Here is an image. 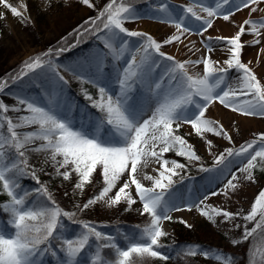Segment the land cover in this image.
<instances>
[{"label": "snow or ice", "instance_id": "6c2138e0", "mask_svg": "<svg viewBox=\"0 0 264 264\" xmlns=\"http://www.w3.org/2000/svg\"><path fill=\"white\" fill-rule=\"evenodd\" d=\"M77 2L90 10L97 8L93 0ZM143 2L146 8L141 10L136 6L137 0H110L97 16L89 17L74 30L75 43L47 49L25 62L18 72L0 78V194L9 197L8 201H0V212L7 214V227H0V264H45L46 258L54 264H145L149 258L167 261L170 257L159 250L164 247L161 238L168 235L163 222L173 220L172 212L193 208L213 222L217 216L223 218L221 223L242 219L245 223H234L230 229L241 232L231 239L234 246L247 242L251 250V238L258 231L264 233V189L259 190L247 213L242 209L209 211L205 204L211 197H228L229 191L235 194L243 181L255 184L256 172H264V132L236 147L223 125L206 115L218 102L241 116L264 118V72L258 76L249 66L251 62L241 59L246 43L242 37L253 35L257 37L253 43L260 44L264 17L246 18L230 38L205 37L201 43L206 52L196 59L178 60L162 50L166 45L183 43L182 37H203L213 27L215 18L230 22L232 16L245 9L250 16L258 9L264 12V8H259L264 0H195L198 8L173 7L170 0ZM0 5L21 22L30 19V14L25 15L27 4L18 8L9 0H0ZM2 18L5 17L0 14ZM143 18L168 24L175 32L157 41L148 33L125 26ZM85 34L94 36L102 47L74 65H61L59 56L76 47ZM131 38H139V42L134 45ZM212 40L219 41L227 52L224 66H214L219 62L211 57ZM186 49L193 55L200 51L194 43L192 47L186 45ZM200 65L203 75L189 71ZM61 68L81 84L97 89L98 98L86 89L83 91L96 114H82L79 121L73 119L77 105L64 95L68 81ZM25 78L41 89L39 96L7 91ZM5 96L13 104L6 103ZM10 112L24 114L14 121L8 115ZM24 128L33 130L19 131ZM181 128H190L188 135L205 143L210 154L217 137L228 145H215L219 154L215 155L212 167L200 165L199 171L206 174V188L211 191L190 203L177 196L173 182V176L186 170L187 165L165 158V154L175 152L189 162L200 161L193 145L178 134ZM206 133L211 134L210 138ZM37 141L43 143L29 147ZM29 151L50 152L55 174L72 183L76 190L82 192L86 185L93 184L94 178L102 181L99 192L82 206L77 205L78 211L104 201L116 189L106 201L108 207L123 201L128 206L125 210H130L139 200L141 215L147 214L149 223L135 235L125 234L126 243L121 246L114 236L102 233L95 224L78 222L77 212L62 209L48 187L41 184L35 166L28 163ZM150 161L159 167L155 169L157 176L143 175L144 180L152 183L147 187L138 178V171ZM239 174L243 175L242 180ZM25 177L41 184L35 191L44 198L43 203H28L29 193L20 184ZM133 186L138 200L133 197ZM179 222L191 227L183 219ZM69 223H79L82 231L65 235ZM201 252L205 258L234 264L233 257L219 252L210 256L208 251L189 249L185 254L194 257ZM249 264L257 262L250 257Z\"/></svg>", "mask_w": 264, "mask_h": 264}, {"label": "rangeland", "instance_id": "374dc122", "mask_svg": "<svg viewBox=\"0 0 264 264\" xmlns=\"http://www.w3.org/2000/svg\"><path fill=\"white\" fill-rule=\"evenodd\" d=\"M9 2L18 8H20L22 4H27L28 10L25 12V15L28 16L30 14V19L21 22L20 19L14 17L8 9H5L2 5H0V14H3L5 17L0 19V78H7L10 74L18 72L25 62L37 55L43 54L47 49H56L54 45L64 40L68 35L72 33L74 34V30L78 29L79 26L84 25V22L88 20L89 17L97 16L98 10L110 2V0H93L97 6L95 10H90L85 6H81L77 0H68L67 4L64 3V0H9ZM170 3L173 7H186L188 5H193L194 7L198 6L195 4V0H170ZM136 6L141 10L146 8L143 0H137ZM259 8H264V3L259 5ZM261 17H264V12H260L259 9L257 13H254L251 16L249 15L248 10L245 9L231 17L229 22L231 31L228 30L229 34L227 35L213 34L209 32V29L208 32L204 33L203 37L200 35L182 37L183 43L166 45L162 50L175 56L178 60L183 61L188 58L196 59L200 56L190 55L189 53L188 56L184 57L182 54V49H184L189 43L195 42L196 45H198L197 48L200 50L204 49V51H206L201 43L205 37L222 36L230 38L237 33L243 20L246 18L260 19ZM215 19L213 25L216 22ZM125 26L130 30L148 33L157 41H163L175 32V29L172 26L148 18L126 23ZM246 31H248V29H246ZM85 38H90V40L81 43L82 38H80L79 44L81 43V46L78 44L76 47H72L70 51H66L61 54L58 58V62L61 65H74L82 58L98 51L99 48L102 47L100 41H98L94 36L89 35L87 37L85 35ZM255 39H257V37L250 34L242 37V42L246 43L242 51L241 59L244 63H248V59L253 56L256 57V61L259 59V61H261L262 71L258 69L259 66H256L254 62L249 64V66L252 67L259 76L261 72H264V55L255 53L258 47L264 46V36L259 37L260 44H254L253 42ZM76 40L77 37L75 41ZM131 40L134 45L139 42V38H131ZM75 41L70 45L75 43ZM211 44L214 48V52L211 54V57L213 54L217 57L220 56L219 59L215 60L219 62V64H214V66H224V61L228 58L226 50L223 49V45L219 41L212 40ZM60 71L61 73H66V76L65 74L64 76L68 81V84L64 87V95L69 101L77 105L72 114L73 119L79 121L82 114H96V110L89 107L90 101L84 98L83 91L86 89L87 92L94 98H98L97 89L90 84H81V82L74 78L70 73L64 72L63 68H61ZM189 71L199 73L201 75L204 74L203 65L190 68ZM7 91L13 93L21 92L25 95L31 94L32 96H39L41 93V89L32 86L31 82L28 81L27 78H25V81L21 83L13 84ZM4 100L10 105L13 104V100L8 99L6 96L4 97ZM23 114L24 113L22 112L8 113L14 121L18 116ZM207 116L208 118L218 120L219 123L223 125L225 130L232 136L234 141L233 146L236 147H238L242 142L253 139L254 134L258 135L259 133L264 132V118L241 116L238 113H233L230 110L225 109L223 106H220L218 102L210 107ZM31 130L33 129L24 128L19 131L26 132ZM189 131H191L190 128H181L178 134L183 136L190 144L193 145L197 155L201 158L200 161L189 162L185 158L178 157L175 152L165 154V158L176 159L187 165L186 170L180 171L179 175L173 176V182L174 188L178 190L177 196H182L186 202L190 203L192 200L202 197L205 192L211 191L210 188H206L208 182L206 179H203L206 174L199 171L200 165L203 164L205 167H212L215 155L219 154L215 145H228L226 140L221 137H217L214 141L213 148L211 149L212 154H210V152L206 150V144L202 143L201 140L197 139L195 136L188 135ZM205 136L210 138L211 134L206 133ZM40 143H43V141H37L36 145H30L29 147H36ZM50 155V152H27L28 163L29 165L35 166L36 174L39 177L41 184L48 187L51 195L57 190L69 192L72 197L75 198L78 205H83L91 197L89 195L90 185H86L82 192L74 189L72 183L64 181L55 174V168L52 165V161L49 159ZM57 159H62V157H57ZM158 167L159 166L155 164L154 161H150L147 167H141L138 172V178L141 179V182L144 183L145 186L151 187L152 183L151 181L144 180L143 175L157 176L158 173L155 169ZM239 175L242 180L243 175ZM256 176L257 182L255 184L248 181H243L238 184L235 194L229 191L228 197L223 195L211 197L205 202V204L209 206L208 210L210 211L211 208H222L235 212L242 209L244 213H247L250 210L254 198L257 196L259 190L264 189V172L257 171ZM181 177H183V179H181ZM26 178L27 185H30L32 190L36 193L35 190L39 188L41 184H38L36 180L31 179L30 177H25V179ZM119 183L120 182H118V186ZM212 187L219 186L213 185ZM21 189L26 192L25 188H22V185ZM115 191L116 189L109 194V197H105L104 201L98 202L97 205L91 207V209L99 207L101 221L110 222L113 220H125L127 218V214L129 213L137 219L144 216L141 215L142 204L139 202L138 197H136L134 186L133 197L136 198L138 202L137 204L132 205L130 210H125L128 206L123 201L119 205L108 207L106 201L115 194ZM38 196L39 195L37 194V197ZM43 201L44 200L40 203H43ZM177 214H180V216H177ZM171 215L173 216L172 223L170 221L163 222V229L168 233V235L161 238L160 243L165 240H172V237L175 235V229L179 225L185 226L179 222L180 219H183L187 222V224L191 225V229H193L201 241L207 242L215 247L210 252L208 251L210 256L216 254L217 252L230 255L227 254L228 251H239L241 244L234 246L231 243V239L239 237L241 232L240 230L230 229H232V225L234 223H245L242 219H237L236 221L229 223H221L223 218L217 216L215 217V222H213L207 217L201 215L200 211L196 208H193L192 211H175L172 212ZM6 220H0V227H7ZM259 220L260 216L258 215L257 221ZM253 223H255V221ZM248 226L252 227V224H249ZM9 231H11V229H9ZM103 232L111 235L114 233V230L113 228H109L102 230V233ZM205 259L206 264H224L223 261H217L213 258ZM45 264H54V262L50 258H46ZM234 264L241 263L238 262Z\"/></svg>", "mask_w": 264, "mask_h": 264}, {"label": "trees", "instance_id": "16d2710c", "mask_svg": "<svg viewBox=\"0 0 264 264\" xmlns=\"http://www.w3.org/2000/svg\"><path fill=\"white\" fill-rule=\"evenodd\" d=\"M87 37L89 34H85ZM85 35L82 37L83 42H87L90 38H85ZM92 36V35H91ZM76 39L75 34L68 35L64 40L58 42L54 45L57 47H68ZM80 43V44H81ZM79 44V46H81ZM29 180V179H28ZM27 178L20 180L22 188H25L26 192L29 193L28 203H32L33 200L39 204L43 197L38 196L32 190L30 185L26 183ZM102 181L98 178H94L93 184H90L89 195H95L99 192ZM27 186V187H26ZM30 186V187H29ZM67 193V195L65 194ZM52 197L55 199L57 204L64 210L75 211L77 212L76 220L78 222H90L97 226V229L102 232V230L113 228L114 233L111 234L116 238V242L123 246L126 241L124 235H135L138 232V229L146 226L150 218L147 214L143 217L137 219L131 213L127 214L125 220H113L110 222H103L100 220V210L99 207L95 209H88L83 212L78 211L77 203L75 198L69 192L57 190L52 194ZM9 197L4 194H0V201H8ZM44 202V201H43ZM82 206V205H79ZM7 214L5 212H0V220H6ZM172 223V221H170ZM65 235L72 236L79 234L82 229L79 227V223L72 224L69 223L66 228ZM106 233V232H103ZM252 249L250 250L249 243L245 242L240 245L239 251H228L227 254H230L234 258V263L240 262L241 264H249V258L253 257L257 264H260L261 260H264V233L258 231L252 238ZM164 245L163 248L159 249L164 254L168 255L170 258L167 261H162L158 258H149L145 261V264H206L205 257H203L202 252L198 253L196 256H188L185 253L189 250L200 249L202 251H211L215 247L207 242H203L199 239L198 235L191 229V227H186L179 225L175 229V235L172 237V240H165L161 242Z\"/></svg>", "mask_w": 264, "mask_h": 264}, {"label": "bare ground", "instance_id": "6f19581e", "mask_svg": "<svg viewBox=\"0 0 264 264\" xmlns=\"http://www.w3.org/2000/svg\"><path fill=\"white\" fill-rule=\"evenodd\" d=\"M196 7L198 8L199 5ZM215 20H216V22L213 25V27L209 30V32L213 33V34H223V35L229 34V31H231V28L229 27L230 26L229 22H225L221 18H216ZM190 36H192V35H190ZM193 43L195 44V47L197 48L198 45H196L195 42L189 43L187 46L192 47ZM204 52H206V51H204V49H201L199 52L195 53V55L201 56V54ZM182 54L184 57L188 56L189 52L187 51L186 47L184 49H182ZM255 54L264 55V46L258 47ZM190 55H193V54L190 53ZM212 57H213L212 60L215 61L216 59H219L220 56L217 57L216 55L213 54ZM249 61L254 62L256 64V66L258 65L259 66L258 69L261 70L262 66H261V61H259V59L256 61V57L253 56V57H250L247 62H249ZM62 74L63 75L65 74V76H66V73H62ZM177 216H180V214H177Z\"/></svg>", "mask_w": 264, "mask_h": 264}]
</instances>
